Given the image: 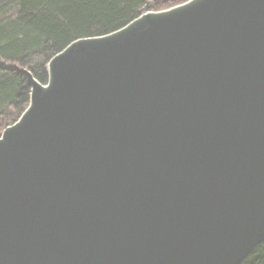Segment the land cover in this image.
<instances>
[{
  "label": "water",
  "instance_id": "water-1",
  "mask_svg": "<svg viewBox=\"0 0 264 264\" xmlns=\"http://www.w3.org/2000/svg\"><path fill=\"white\" fill-rule=\"evenodd\" d=\"M0 134V264H241L264 243V0H187L69 43Z\"/></svg>",
  "mask_w": 264,
  "mask_h": 264
},
{
  "label": "trees",
  "instance_id": "trees-1",
  "mask_svg": "<svg viewBox=\"0 0 264 264\" xmlns=\"http://www.w3.org/2000/svg\"><path fill=\"white\" fill-rule=\"evenodd\" d=\"M144 3L145 0H0V15L7 6L15 8L11 26L0 23V134L28 105L30 88L18 67L26 68L45 84L46 65L55 54L77 39L120 29L138 17ZM241 264H264V243Z\"/></svg>",
  "mask_w": 264,
  "mask_h": 264
},
{
  "label": "rangeland",
  "instance_id": "rangeland-1",
  "mask_svg": "<svg viewBox=\"0 0 264 264\" xmlns=\"http://www.w3.org/2000/svg\"><path fill=\"white\" fill-rule=\"evenodd\" d=\"M185 1H187V0H145L144 5H148L149 11H159V10L167 9L169 7L178 5V4L183 3ZM140 13H141V11H140ZM2 15H0V16H2V17H0L1 18V20H0L1 25L10 27L12 22L15 21V8H14V6H7L4 9V14H2ZM18 68H20V67H18Z\"/></svg>",
  "mask_w": 264,
  "mask_h": 264
}]
</instances>
